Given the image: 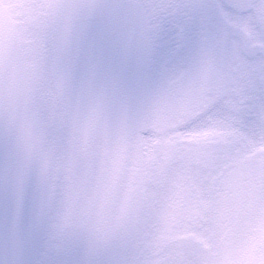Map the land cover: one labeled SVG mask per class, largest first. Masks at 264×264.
I'll list each match as a JSON object with an SVG mask.
<instances>
[{"label": "clouds", "instance_id": "clouds-1", "mask_svg": "<svg viewBox=\"0 0 264 264\" xmlns=\"http://www.w3.org/2000/svg\"><path fill=\"white\" fill-rule=\"evenodd\" d=\"M261 92L264 0H0V264H264Z\"/></svg>", "mask_w": 264, "mask_h": 264}, {"label": "snow or ice", "instance_id": "snow-or-ice-1", "mask_svg": "<svg viewBox=\"0 0 264 264\" xmlns=\"http://www.w3.org/2000/svg\"><path fill=\"white\" fill-rule=\"evenodd\" d=\"M61 54H65V47L59 49ZM91 51L95 53V44H92ZM80 52L78 50H70L67 52V62L65 64V72L73 73L80 63ZM149 88L147 85L137 93L130 95V99L136 103H143L147 98ZM254 111L257 116L258 125L264 126V92L259 93L254 100ZM250 175L257 177L253 186L248 189V195H256L264 193V160L256 161L254 167L250 170ZM27 197V188L22 179H5L0 175V215L8 216L12 213L19 214L22 210ZM46 211V209H45ZM47 264H74L70 255L52 257Z\"/></svg>", "mask_w": 264, "mask_h": 264}]
</instances>
